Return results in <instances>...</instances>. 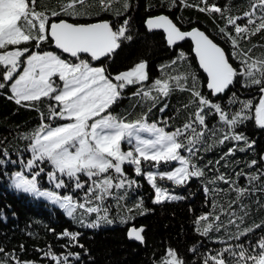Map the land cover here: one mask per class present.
Here are the masks:
<instances>
[{
	"label": "snow or ice",
	"instance_id": "obj_1",
	"mask_svg": "<svg viewBox=\"0 0 264 264\" xmlns=\"http://www.w3.org/2000/svg\"><path fill=\"white\" fill-rule=\"evenodd\" d=\"M114 2L116 0H67L58 5V10H47L38 8L37 0H0V91L17 106L36 111L40 119L38 127L21 137L29 141L31 152V158L22 163L26 169L36 170L31 172L30 178L23 172H16L12 187L17 193L47 198L67 217L89 229L113 225L116 219L110 217L105 202L111 197L118 207H123L130 192L141 186L136 179L129 178L125 166L132 167L135 176L147 180L155 193L154 205L182 201L186 197L175 194V189L188 186L193 178L205 177L204 169L194 162L198 154L233 142L232 147L215 161L218 172L220 162L225 161L227 166L228 157L237 151H255L256 140L249 139L244 132L237 131L238 128L254 118L255 126L264 130V59L250 56L256 44L246 49L242 47V43H250L253 36L264 32V0H254L250 11L237 16L230 14L227 3L222 7L218 3L209 4L208 0L195 4L188 0H161L159 6L168 11L191 7L210 17L219 14L222 26L218 25L216 36L212 37L198 27L182 30V26L163 13L147 17L146 31L162 30L166 34V44L177 52L170 62L158 65L161 76L151 79L150 83L146 60L118 73L110 72L105 65V61H114L125 46L138 38L131 34V17L125 15L132 7L130 0H124L123 12H115L118 18L123 17L118 25L108 20L72 23L65 18L90 16L93 7L99 9L96 15L111 12ZM145 8L150 11L153 5L146 4ZM242 20L247 22L239 23ZM186 40L192 41L199 68L206 74L207 94L198 76L183 66L188 57L180 49V43ZM48 43L78 62L44 51L43 46ZM82 54H87L88 58H81ZM236 84L249 91L256 89L258 102L254 104L252 98L239 97L232 91ZM129 88L134 91L129 93ZM176 92L189 94L191 99L183 109L191 108L192 111L186 122L173 126L172 118L163 114ZM123 100L131 102L129 107L133 111L137 107L146 111L132 121L128 120L129 113L113 114L112 109ZM44 103L46 111L38 106ZM157 107L162 114L160 120L148 122L149 114ZM240 142L243 147H238ZM122 144L127 145L128 150H122ZM0 155L7 157L9 153L6 148H0ZM259 160L264 161V155H260ZM45 162L52 167L46 172L47 181L54 184L55 189L79 190L78 197L73 194L60 196L55 191L41 189L39 178L45 173L42 166ZM4 163L5 160L0 159V164ZM235 163L238 165L240 161ZM257 165L258 160L252 159L246 167L252 169ZM235 177L231 179L219 173L202 185L205 206L211 200V210L194 221L198 234L208 237L213 231L234 226L238 231L230 234L229 239L240 241L264 227V223H258L239 230L250 211L249 205L242 201L258 191L264 192V184H257L264 179V170L257 169L253 174L240 171ZM241 178L246 181L245 186L239 185ZM158 180L171 182L173 187L162 186ZM218 182L227 184L228 189L209 187ZM221 191L236 193L227 208L217 202L216 196ZM134 208L141 216L149 211L143 208L142 197ZM218 208L219 214H215ZM127 211L131 213L133 209ZM92 214L95 219L85 223L84 218ZM221 216L228 217L226 223ZM134 219L133 215H121L119 223L127 224ZM144 232V226H132L127 236L144 245ZM80 235L66 229L57 238H67L68 243L63 247H79L87 255L88 250L79 243ZM20 248L23 251V245ZM189 251L196 253L197 248L193 246ZM0 253H4L3 247ZM43 254L55 264L81 260L78 252L54 254L50 247ZM229 261L264 264V236L254 245L250 242L248 246L229 244L215 255L209 251L203 257V264H228ZM10 262L36 264L20 260L15 250L4 253V259L0 260V264ZM160 264L185 262L174 249L167 248Z\"/></svg>",
	"mask_w": 264,
	"mask_h": 264
},
{
	"label": "trees",
	"instance_id": "obj_2",
	"mask_svg": "<svg viewBox=\"0 0 264 264\" xmlns=\"http://www.w3.org/2000/svg\"><path fill=\"white\" fill-rule=\"evenodd\" d=\"M61 2H67V0H37L38 8L47 10H58V5ZM198 2L199 0H188V3L192 4ZM253 2L254 0H208L209 4L218 3L222 7L227 3L230 14L233 16L250 11ZM130 3L132 7L125 15L131 17V34L138 38L130 45L125 46L116 55L114 61H105V65L109 66L110 72L118 73L133 67L135 63L141 60H146L149 62V83L151 79L161 76V73L157 70L158 65L170 62L177 55V52L166 45L160 32L153 31L149 33L146 31L143 23L147 17L163 13L169 15L174 22L178 23V26H182V30L198 27L212 37L216 36L218 25L222 26L219 14H213L210 17L208 14L201 13L191 7H177L172 11H168L166 8L159 6L161 0H130ZM123 4L124 0H116L112 5L113 11L111 12L96 15L99 9L93 7L90 16L65 18L72 23L108 20L118 25L122 23L123 17L118 18L115 12H123ZM146 4L153 5L152 10L146 11ZM246 22V20L239 21L241 24ZM215 42L220 43L219 40ZM252 44H256L257 47L253 49L250 56L253 59H264V32L253 36L250 43H242V47L246 49L251 47ZM221 46L225 47L226 51H230L227 45L222 44ZM180 49L188 57L186 65L183 66L194 72L200 82L205 85L206 79L195 63L189 42L184 41L181 43ZM43 50L56 53L51 48L50 43L45 44ZM62 58L75 61V59H67L63 56ZM81 58L87 59L88 57L82 56ZM127 91L130 93L134 91V88H129ZM232 91L236 92L241 98H252L254 104L258 102L256 89L249 91L241 88L240 84H236ZM205 94H207L206 86ZM190 99L188 93L180 92H176L170 97L169 107L163 115L172 118L171 124L173 126L182 125L188 119V113L192 109L185 110L183 105L188 104ZM130 103L129 100L119 102L112 109L113 114L124 115L129 113L128 120L132 121L139 118L146 111V109L140 107L133 111L129 107ZM38 106L41 110L46 111V103ZM161 115L157 107L149 114L148 122L159 121ZM209 123L211 124L212 120ZM39 124L40 119L36 111L17 106L13 101L5 98L4 91H0V148H6L9 153L7 157L0 155V159L5 160L4 164H0V247L4 248V253H11L15 250V254L22 261H34L36 264H55V261L43 254V251H47L50 247L54 254H66L68 251L80 253L81 260L77 262L73 259L71 264H160L161 258L165 255V249L172 248L184 260L185 264H203V257L209 251L212 255H215L221 248L229 244L243 243L248 246L250 242L254 245L261 236H264V227H261L241 238L240 241L229 239L230 234L235 235L238 231L234 226H230L226 230L213 231L209 233L208 237H204L197 233L194 224L198 216L211 210V200H209L208 206H205V195L202 187L209 179L215 178L219 173H224L229 178L236 179V172L244 171L247 174H253L257 172V169L264 170V161L259 160L260 155H264V130L255 126L254 118L248 121L245 126L238 128L237 131L244 132L249 139L256 140L255 151L249 150L245 153L237 151L234 156L228 157L227 166H225V161L220 162L218 172L215 161L219 160L228 148L232 147L233 142H227L222 146L217 145L209 152L198 154L194 158V162L204 169L205 177L203 179L193 178L188 186L175 189V194L186 197L182 201L154 205L152 203L154 190L147 180L143 176H135L134 169L125 166L129 178L136 179L141 186L130 192V195L123 202V207H118L114 198L111 197L105 202L109 208L110 217L115 218L116 222L111 226L106 225L99 229L84 227L77 221L67 217L58 207L43 200L17 193L9 186V178L13 172L20 171L31 177V172L36 170H28L22 163V161L26 163L31 158V152L28 149L29 141L21 137L34 130ZM243 146V142L238 145V147ZM122 150H128L127 145L122 144ZM200 156H202V159L199 158ZM252 159H257L258 165L249 169L246 164ZM237 160L240 161L238 165L235 163ZM209 161L213 162L212 165L208 164ZM42 166L45 168V173H41L39 178L40 187L54 189L62 196L68 194L79 196V190L72 192L71 189H55L54 184L46 179V172L52 170L51 165L45 162ZM161 170H170V168H161ZM158 183L169 188L173 187L171 182L168 181L158 180ZM238 183L240 186L246 185L243 178L239 179ZM257 184H264V179L258 181ZM209 187H218L222 190L228 189V185L223 182H218L214 186L209 185ZM141 197L143 198V208L149 210L142 216L134 208ZM235 197V192L221 191L216 199L220 205L227 208L228 203L234 200ZM242 202L249 205L250 211L244 224L240 226V231L246 227H253L254 224L264 223V192L258 191ZM129 208L133 209L131 213L127 211ZM219 211V208L216 209L215 214H219ZM121 215H133L136 219L122 225L119 223ZM94 219L95 214L84 218L85 223ZM227 219V216H221L224 223L227 222ZM130 226L145 227L143 233L145 236L144 245L127 240L126 231ZM66 229L70 232L81 233L79 243L83 244L84 248L88 250L87 255H85L84 249L79 247H63L68 243L67 238L58 239L57 237ZM21 245H23V251H21ZM193 246L197 248L196 253L189 251ZM4 253H0V260L4 259ZM224 258L228 260L227 254Z\"/></svg>",
	"mask_w": 264,
	"mask_h": 264
},
{
	"label": "water",
	"instance_id": "obj_3",
	"mask_svg": "<svg viewBox=\"0 0 264 264\" xmlns=\"http://www.w3.org/2000/svg\"><path fill=\"white\" fill-rule=\"evenodd\" d=\"M159 15V14H158ZM98 22V21H97ZM144 22H145V20H144ZM90 23H93V22H90ZM143 25H144V23H143ZM145 28V27H144ZM191 29V28H190ZM190 29H188V30H190ZM156 32H160L162 35H163V38H164V41H165V43H166V39H165V36H166V34L165 33H163V31L162 30H156ZM187 42H189V44H190V47H191V54H192V56L194 57V60H195V63H196V65H197V67L199 68V64H198V59L195 57V53L192 51V49H193V43H192V41L191 40H186ZM181 43H183V42H181ZM180 43V44H181ZM167 45V44H166ZM50 46H51V48L56 52V53H58V54H60L61 56H63V57H65V58H67V59H75V58H72L69 54H62L59 50H57L56 48H55V46H54V44H50ZM168 46V45H167ZM169 47V46H168ZM170 48V47H169ZM82 56H86L87 57V54H82ZM199 70L202 72V74L204 75V77H205V79H206V74L205 73H203V71L199 68ZM205 86H206V84H205ZM132 226H130L128 229H127V231H126V238H127V240L128 241H132V242H134V243H136V244H140L139 242H136V241H134V240H131V239H129L128 238V236H127V232L129 231V229L131 228ZM139 227H141V226H139ZM139 227H137V228H139ZM141 245V244H140Z\"/></svg>",
	"mask_w": 264,
	"mask_h": 264
},
{
	"label": "rangeland",
	"instance_id": "obj_4",
	"mask_svg": "<svg viewBox=\"0 0 264 264\" xmlns=\"http://www.w3.org/2000/svg\"><path fill=\"white\" fill-rule=\"evenodd\" d=\"M55 54H56V53H55ZM57 54H58V53H57ZM59 55H60V54H59ZM74 62H78V61L75 60ZM94 66H95V65H94ZM54 79H56L57 82H59L57 77H54ZM174 166H178V165H174ZM170 170H171V169H170ZM15 173H16V172H13V173L10 175V178H9V186H10L13 190H15V189L12 187L13 180H14V174H15ZM29 178H30V177H29ZM41 189H42V190H48V191H55L58 195H60L56 190L51 189V188L41 187ZM15 191H16V190H15ZM16 192H17V191H16ZM154 195H155V193H154ZM60 196H62V195H60ZM30 197H31V196H30ZM32 198H34V197H32ZM35 199L43 200V201H45L46 203H48V204H50V205H53V206L59 208L58 205H56L54 202L48 200L47 198H35ZM59 209H60V208H59ZM61 211L63 212L62 209H61ZM63 213H64V212H63ZM229 264H235V261H229Z\"/></svg>",
	"mask_w": 264,
	"mask_h": 264
}]
</instances>
